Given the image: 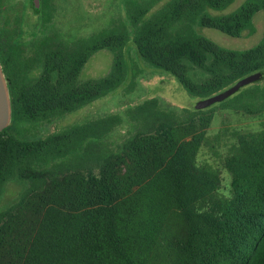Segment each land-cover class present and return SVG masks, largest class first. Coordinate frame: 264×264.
<instances>
[{
	"label": "trees",
	"instance_id": "trees-1",
	"mask_svg": "<svg viewBox=\"0 0 264 264\" xmlns=\"http://www.w3.org/2000/svg\"><path fill=\"white\" fill-rule=\"evenodd\" d=\"M233 1L178 0L171 12L239 36L264 0H244L229 13H211ZM158 34V27L142 25L131 41L187 91L203 94L264 74V36L258 45L238 51L199 33L160 47ZM129 42L127 31L107 30L87 49H120ZM86 62L83 50H46L39 80L20 91L25 117L69 112L120 83L123 67L117 58L110 74L82 83ZM250 95L264 102V87ZM154 105L150 100L137 109L136 137L123 155L103 161L98 177L92 143L73 157L77 172L55 183L21 264H264V130L241 135L228 156L232 196L227 200L217 193L219 173L197 162L203 133L194 127L183 131L158 112L152 122L148 111ZM106 128V122L96 121L29 140L0 131V201L10 181L24 186L20 200L0 210V252L28 194L32 166L69 152L76 137H98Z\"/></svg>",
	"mask_w": 264,
	"mask_h": 264
},
{
	"label": "rangeland",
	"instance_id": "rangeland-1",
	"mask_svg": "<svg viewBox=\"0 0 264 264\" xmlns=\"http://www.w3.org/2000/svg\"><path fill=\"white\" fill-rule=\"evenodd\" d=\"M176 1L0 0V57L8 54L6 61H0V77L7 99V121L0 131L29 140L68 132L91 122L107 123L100 136L74 137L69 152L32 166L29 191L15 213L0 252V264H21L55 183L77 172L73 157L92 143L94 175L98 177L103 161L111 154L123 155L127 145L134 140L141 126L137 109L150 100L156 101V106L148 111L152 122L156 118L153 112H158L160 116L168 115L171 123L180 125L183 131L194 127L196 133H203L197 162L219 173L217 193L227 200L231 198L232 174L226 165L227 158L239 144L241 135H256L264 130V102L250 95L253 89L264 87V74L252 73L256 76L226 98L204 107L210 97L231 85L203 94L188 92L175 77L141 56L131 39L140 26L149 25L159 28L157 41L160 47L176 38L199 33L224 48L242 51L258 45L263 39L264 8L252 16L239 36H231L219 29L202 26L183 13L173 15L171 7ZM243 1L234 0L225 9L211 10V13H229ZM107 30L127 31L129 44L120 49H87L90 40ZM56 48L79 49L86 53L87 62L80 76L82 83L94 82L110 74L116 58L123 67L122 79L101 97L69 112L27 119L20 109V91L37 83L44 52ZM23 187L10 181L0 201V210L18 202Z\"/></svg>",
	"mask_w": 264,
	"mask_h": 264
},
{
	"label": "water",
	"instance_id": "water-1",
	"mask_svg": "<svg viewBox=\"0 0 264 264\" xmlns=\"http://www.w3.org/2000/svg\"><path fill=\"white\" fill-rule=\"evenodd\" d=\"M256 75H248L245 76L241 79H239L238 81H236V83H234L233 85H231L230 87H228L227 89H225V91L220 92L212 97H210L203 105L205 107V105L213 103V102H218L221 101L222 99L226 98L229 94H231L232 92H234L235 90H237L240 86H242L243 84H245L246 82H248L250 79H252L253 77H255ZM197 107H200V105ZM203 107V106H201ZM7 121V99H6V93H5V89L4 86L2 84L1 81V77H0V128L4 127L5 123Z\"/></svg>",
	"mask_w": 264,
	"mask_h": 264
},
{
	"label": "crops",
	"instance_id": "crops-1",
	"mask_svg": "<svg viewBox=\"0 0 264 264\" xmlns=\"http://www.w3.org/2000/svg\"><path fill=\"white\" fill-rule=\"evenodd\" d=\"M6 2V0H4Z\"/></svg>",
	"mask_w": 264,
	"mask_h": 264
}]
</instances>
